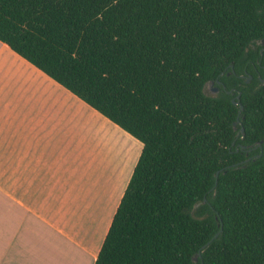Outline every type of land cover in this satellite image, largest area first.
Here are the masks:
<instances>
[{"label":"trees","instance_id":"1","mask_svg":"<svg viewBox=\"0 0 264 264\" xmlns=\"http://www.w3.org/2000/svg\"><path fill=\"white\" fill-rule=\"evenodd\" d=\"M262 37L264 0H0V40L142 143L92 264H264V80L239 113L204 89Z\"/></svg>","mask_w":264,"mask_h":264},{"label":"crops","instance_id":"2","mask_svg":"<svg viewBox=\"0 0 264 264\" xmlns=\"http://www.w3.org/2000/svg\"><path fill=\"white\" fill-rule=\"evenodd\" d=\"M82 107L131 135L0 40V264L96 258L138 155L111 212L85 198V149L102 162L109 147L68 116Z\"/></svg>","mask_w":264,"mask_h":264},{"label":"rangeland","instance_id":"3","mask_svg":"<svg viewBox=\"0 0 264 264\" xmlns=\"http://www.w3.org/2000/svg\"><path fill=\"white\" fill-rule=\"evenodd\" d=\"M69 105H72L70 99ZM82 109H84L81 111L83 117L73 116L69 111L68 116L79 123L78 128L86 131L88 140L90 134L93 139L99 140L100 144L109 147L110 150L107 149L106 160L100 162L98 156L104 154H99L101 148L96 149L95 157L92 156L95 146L92 148V155L85 149V176H83L86 184L85 198L93 199L94 197L95 205L104 207L109 213L119 198L134 159L140 152L141 142L121 132L117 127L113 128L111 124H106L102 119L99 120L85 112L88 111L85 107ZM72 134L71 131L67 132V136ZM87 191L93 196H90Z\"/></svg>","mask_w":264,"mask_h":264},{"label":"flooded vegetation","instance_id":"4","mask_svg":"<svg viewBox=\"0 0 264 264\" xmlns=\"http://www.w3.org/2000/svg\"><path fill=\"white\" fill-rule=\"evenodd\" d=\"M249 48L255 53L254 56L247 54L241 62H239L238 69L232 67L233 77L230 82L233 84L226 88L225 83L220 78L209 79L205 82V92L211 95H218L221 91H226L230 94L231 98H236L237 92L241 89L240 87H257L260 81L264 80L261 76V71L264 70V37L256 39L249 44ZM229 74V71L226 72ZM247 154L251 149L245 148Z\"/></svg>","mask_w":264,"mask_h":264},{"label":"water","instance_id":"5","mask_svg":"<svg viewBox=\"0 0 264 264\" xmlns=\"http://www.w3.org/2000/svg\"><path fill=\"white\" fill-rule=\"evenodd\" d=\"M239 97H240V90L237 92V94H236V98H231V100H232V102L233 103H235V104H238V113L241 111V109H242V104H241V102H240V100H239ZM237 121L239 120V118L237 117V119H236ZM236 126V123H234V127ZM239 131H243V127L241 126L240 128H239ZM260 145V144H259ZM241 147H244V145L243 144H241ZM261 153V146H260V151H259V153H257V155H259ZM207 200V198H206V196H204L203 197V201H206ZM195 205H197V203L195 204ZM217 234H218V232H215L214 233V235H213V237H215V236H217ZM213 237H211V239H209L208 241H206L203 245H202V247H205L211 240H212V238ZM201 247V248H202ZM201 248H199L198 249V251H197V253H196V255H194L193 256V259L196 261V259H197V255H200V253H201Z\"/></svg>","mask_w":264,"mask_h":264}]
</instances>
